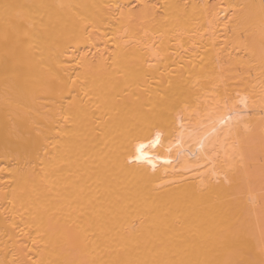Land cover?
I'll return each mask as SVG.
<instances>
[{"label": "bare ground", "instance_id": "obj_1", "mask_svg": "<svg viewBox=\"0 0 264 264\" xmlns=\"http://www.w3.org/2000/svg\"><path fill=\"white\" fill-rule=\"evenodd\" d=\"M241 262L264 264V0H0V264Z\"/></svg>", "mask_w": 264, "mask_h": 264}, {"label": "snow or ice", "instance_id": "obj_2", "mask_svg": "<svg viewBox=\"0 0 264 264\" xmlns=\"http://www.w3.org/2000/svg\"><path fill=\"white\" fill-rule=\"evenodd\" d=\"M222 114L217 113L214 116L210 115L208 119L213 120V123L217 125V127L213 128V132L222 135L227 141L228 137H230L234 127L235 121L239 117V113L235 112L233 109L228 107V100L225 99L223 106L220 110ZM161 141V132L156 131L153 137L146 143H140L137 146L136 152L137 154L133 157V161H147L149 164L152 163L151 158L147 155V150L149 148H155L160 144ZM211 163V160H209ZM155 167V165H152ZM243 264V262H241Z\"/></svg>", "mask_w": 264, "mask_h": 264}]
</instances>
